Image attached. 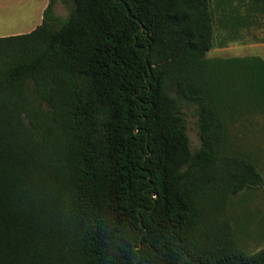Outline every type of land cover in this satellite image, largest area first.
<instances>
[{
	"label": "trees",
	"instance_id": "obj_1",
	"mask_svg": "<svg viewBox=\"0 0 264 264\" xmlns=\"http://www.w3.org/2000/svg\"><path fill=\"white\" fill-rule=\"evenodd\" d=\"M223 1L62 0L64 18L49 0L32 31L0 36V264H264L214 226L264 183L230 141L264 114V58L207 57L216 23L222 47L264 25V0Z\"/></svg>",
	"mask_w": 264,
	"mask_h": 264
},
{
	"label": "rangeland",
	"instance_id": "obj_2",
	"mask_svg": "<svg viewBox=\"0 0 264 264\" xmlns=\"http://www.w3.org/2000/svg\"><path fill=\"white\" fill-rule=\"evenodd\" d=\"M46 1L49 3V0H0V36L27 33L36 28L42 22L41 9ZM218 1L212 0V6L215 7ZM231 1L245 11L250 0ZM55 10L64 18L69 14V8L62 0H56ZM227 34L216 23L215 46L208 51L207 57L256 55L264 58V41H262L264 25L244 29L237 40L220 47L219 41ZM171 93L175 96L180 95L175 88ZM182 106L191 147L197 150L201 146L198 104L182 98ZM230 129L232 148L250 154L264 178V114L245 113L235 121L234 125L230 124ZM227 224L236 234L239 244L248 251H256L264 247V183L259 188L241 191L224 211L217 214L214 226L224 227Z\"/></svg>",
	"mask_w": 264,
	"mask_h": 264
},
{
	"label": "crops",
	"instance_id": "obj_3",
	"mask_svg": "<svg viewBox=\"0 0 264 264\" xmlns=\"http://www.w3.org/2000/svg\"><path fill=\"white\" fill-rule=\"evenodd\" d=\"M226 1H228V0H226ZM231 1V0H230ZM223 3H225V0L223 1ZM47 5H48V3H47V1L44 3V5L42 6V9H41V12H42V14L44 13V10H45V8L47 7ZM225 10H221V12H220V14H219V19H225V16H224V14H225ZM233 15H235V13H233ZM218 24H219V26L226 32V33H229L230 31H232L230 28H228V26H227V23H225V22H218ZM229 25L231 26V27H235V25H234V23H231V22H229ZM238 27V26H237ZM236 27V28H237ZM240 27V26H239ZM239 27H238V31L241 33V32H243V30L244 29H250L252 26H250V27H241L240 29H239ZM235 28V29H236ZM234 29V30H235ZM236 31V30H235Z\"/></svg>",
	"mask_w": 264,
	"mask_h": 264
}]
</instances>
